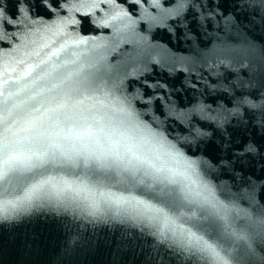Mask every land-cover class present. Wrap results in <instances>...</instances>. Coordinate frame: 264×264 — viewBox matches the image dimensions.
<instances>
[{"label": "snow or ice", "instance_id": "6c2138e0", "mask_svg": "<svg viewBox=\"0 0 264 264\" xmlns=\"http://www.w3.org/2000/svg\"><path fill=\"white\" fill-rule=\"evenodd\" d=\"M105 2L116 4L36 0L56 17L51 23L33 18L30 0H15L12 12L0 5V219L70 214L85 227L123 228L132 233L129 239L150 240L156 256L164 249L168 264H251L246 259L256 255L251 242L264 243V183L258 201L259 178L245 179L236 162L254 147L237 145L243 150L231 163L230 157L189 155L182 145L206 135L201 121L223 125L226 109L214 113L210 106L195 105L176 111L168 105L164 111L158 106L163 98L146 91L159 85L147 83L125 94L129 61L147 58L152 48L134 33L122 38L120 25L148 0H121L127 10L101 22L115 29L110 44L96 45L95 37L78 39L66 31L69 23L80 22L71 13L85 9L87 17ZM150 7L156 14L141 18L156 24L192 9L187 0H152ZM90 43L89 56L81 45ZM128 44L131 51H124ZM230 52L225 43L210 55ZM127 86L132 87L130 80ZM249 97L254 93L234 98L232 116L244 105L264 115V101L257 105ZM169 118L177 122L175 129ZM225 168L234 183H215ZM260 261L264 264V257Z\"/></svg>", "mask_w": 264, "mask_h": 264}, {"label": "water", "instance_id": "95a60500", "mask_svg": "<svg viewBox=\"0 0 264 264\" xmlns=\"http://www.w3.org/2000/svg\"><path fill=\"white\" fill-rule=\"evenodd\" d=\"M30 2L33 18L43 19L45 23L56 19L46 9L38 7L36 0ZM151 2L137 6L120 25L124 28L122 38L131 39L134 33L137 40L146 38L152 48L147 58L129 61L124 70L127 73L125 94L132 95L147 83L159 85L146 91L163 98L158 106L164 105V111L168 105L174 106L176 111H187L195 105L210 106L214 113L226 109L229 113L226 123L201 121L206 135L182 147L189 155L195 153L209 160L230 157L231 163L236 162L234 154L243 150L237 145H252L255 150L236 162V171L245 179L259 178L257 200L260 201L259 184L264 183V115L259 108L250 109L246 105L241 106L235 116L231 112L234 98L240 94L254 93V97L249 98H254L257 105L264 101V88L259 87L264 82V53L261 51L264 49V0H187L192 5L191 11L186 7L181 16L158 24L141 18L156 14L150 7ZM14 3L15 0H0V5H7L8 12L14 11ZM127 7L116 0L115 5L102 3V10L87 17L83 15L85 9L71 13V19L80 22L69 23L66 31L78 39L95 37L96 45L110 44L115 29L111 25L102 27L101 22L108 19L109 14L127 10ZM68 15L67 11L61 12V16ZM225 43L231 49L229 54L210 55L218 53ZM93 46L91 43L81 45V51L90 56ZM132 47L128 44L123 50L131 51ZM96 51L103 53L104 49ZM129 80L131 88L127 86ZM167 124L171 129L177 127L172 118ZM223 171L224 175L215 183H234L230 179L231 170ZM235 183L239 184V179ZM241 207L248 205L241 202ZM131 236L132 233H125L123 228L116 231L105 225L85 227L70 214L35 212L16 219H0V264H158L161 257L164 264H168L163 248L160 256H156L150 240L129 239ZM251 243L256 255L246 259L251 264H261L264 243Z\"/></svg>", "mask_w": 264, "mask_h": 264}]
</instances>
